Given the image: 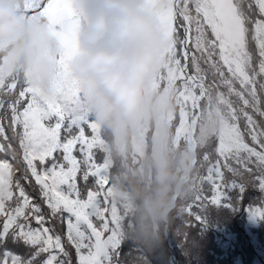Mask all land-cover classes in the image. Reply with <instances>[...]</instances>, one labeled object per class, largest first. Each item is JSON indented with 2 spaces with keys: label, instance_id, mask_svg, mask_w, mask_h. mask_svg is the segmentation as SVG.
I'll list each match as a JSON object with an SVG mask.
<instances>
[{
  "label": "snow or ice",
  "instance_id": "obj_1",
  "mask_svg": "<svg viewBox=\"0 0 264 264\" xmlns=\"http://www.w3.org/2000/svg\"><path fill=\"white\" fill-rule=\"evenodd\" d=\"M29 3L26 14L67 22L74 36L71 0ZM158 18L168 41L158 83L183 101L178 124L213 102L222 115L185 214L203 223L253 188L248 210L264 218V0H168ZM61 65L51 97L20 76L0 83V264H130L96 125L76 114Z\"/></svg>",
  "mask_w": 264,
  "mask_h": 264
},
{
  "label": "clouds",
  "instance_id": "obj_2",
  "mask_svg": "<svg viewBox=\"0 0 264 264\" xmlns=\"http://www.w3.org/2000/svg\"><path fill=\"white\" fill-rule=\"evenodd\" d=\"M76 2L88 16L78 21L79 24L74 27V36L73 28L62 25L64 22L55 21L68 34L64 38L56 34L57 26H51L55 29L52 32L46 23L34 19L25 21V8L16 14L10 0H0V42L12 44L8 52L9 70L21 63V67L25 66L23 76L29 77L31 69L27 63L32 61L36 64L38 75L50 77L53 63L48 55L49 50L51 55H56L61 49L66 70L71 66L81 80L78 88L82 93L84 91L81 84L84 81L89 101L94 106L99 121L121 127L125 123L138 124L141 105L147 103L143 97V88L159 63L167 45L166 38L156 20L137 7V0ZM28 6L31 5L27 0L26 7ZM22 15H25L24 19ZM76 43L79 44L78 52L72 54ZM206 107L208 105L190 123L178 124L175 119L178 114L166 121V142L161 147V152L168 170L147 185L148 189L158 194L157 209H146L140 202L128 207L127 198L124 200L126 209L122 236L126 243L130 244L133 240V232L150 229L149 215L154 229L161 232L159 252L152 249L149 253L151 264H181L179 254L186 249H195L200 260L211 256L209 264L215 258V250L221 253V264L236 261L240 264H252L263 258L264 218L248 210L261 195L255 189L249 188L243 201H237L234 209L210 208L203 223H198L185 214L184 206L195 194L194 180L199 172L196 161L200 150L212 142L222 120L221 112L214 102L209 106L211 115L207 114ZM208 120L210 129L205 132V136H210L200 141L197 137L198 128ZM149 128L151 145L153 135L162 137L166 125L161 124L159 129L153 126ZM142 134L143 130H140V135ZM101 137L105 139L104 135ZM176 159L180 161L178 166H175ZM128 184L131 185L132 182ZM183 187L188 190L187 194L183 192ZM233 199H236L235 195ZM225 221L235 229L230 227L228 232L224 231L222 222ZM223 232L226 233L223 235L224 239L233 232L240 236L228 246L231 248L236 245L238 250H232L228 254L223 251L218 244Z\"/></svg>",
  "mask_w": 264,
  "mask_h": 264
},
{
  "label": "rangeland",
  "instance_id": "obj_3",
  "mask_svg": "<svg viewBox=\"0 0 264 264\" xmlns=\"http://www.w3.org/2000/svg\"><path fill=\"white\" fill-rule=\"evenodd\" d=\"M26 1L27 0H10L16 14L20 13L26 7ZM167 5L168 0H137V7L156 20L165 38V33L160 26L158 13L163 11ZM71 6L76 12L78 21L82 19V17L88 16L87 12L78 6L76 0H71ZM30 19L46 23L50 28L51 26H57L56 31L62 37L66 38L68 36L60 27L65 24L70 26L67 22L59 26L55 20L41 13L27 14L25 21ZM78 24L79 23L75 24V26ZM51 30L53 32L55 29L51 28ZM3 43L4 42H0V83L11 80L15 72H17L19 76H22L20 75L21 63L12 66L11 70H9L8 52L12 44L10 43L9 46L4 49ZM77 46H79L78 43L73 46L72 54L78 52ZM167 46L168 41L153 75L143 88V97L147 103L141 105V119L139 123H125L122 127L117 125L115 126V131H113L111 125L102 123L97 119L95 108L89 101L88 91L85 88L84 81L81 84V88L84 91V93H82L78 88V84L81 82L80 78L74 73L71 66L68 67V78L70 81L74 82L75 89L77 90V98L74 102L76 114L91 117L93 122L97 120L95 121L97 141L101 149L100 153L97 154V159L100 160L103 158L107 165L108 178L112 183V198L120 206L123 218L126 209L124 200L131 196L133 192V187H131L128 182L136 181L144 185H150L153 179L163 175L168 170L165 158L162 157L161 152V147L166 142L164 136L168 128L166 121L171 120L176 114H179L183 110L184 105L171 85L158 83L159 69L163 63V57ZM206 112L210 114L209 106L206 107ZM220 117L222 118L221 114ZM209 120L204 122V126L200 125L198 128L197 137L200 141L205 137L208 139L210 136V134L205 136V132L210 129V126H208ZM185 123L186 122H183L182 124L184 125ZM161 124L166 125L165 131H162V137L153 135V142L150 145V139L148 137L150 132L149 127L153 126L159 129ZM140 130H143L142 135H140ZM102 135H104L105 139H102ZM129 142L130 144H127ZM179 163L180 161L176 159L175 166H178ZM183 192L185 194L188 193L186 187H183ZM222 223L224 231L226 232L229 231L230 227H233V225L227 221ZM223 240L230 242L233 238L230 235ZM215 252H217V250H215ZM210 257L211 256L205 260H200L195 249H186L179 254L181 264H188L189 261L191 264H209ZM210 264H220V259L214 258Z\"/></svg>",
  "mask_w": 264,
  "mask_h": 264
},
{
  "label": "trees",
  "instance_id": "obj_4",
  "mask_svg": "<svg viewBox=\"0 0 264 264\" xmlns=\"http://www.w3.org/2000/svg\"><path fill=\"white\" fill-rule=\"evenodd\" d=\"M48 55L50 56L53 63V71L50 77H46L43 75H38L36 71L35 62L29 61L27 65L30 67L31 74L29 77H24L22 73L20 77L26 79L30 86L38 90L42 95L45 96H54L56 94V84L59 79L60 72L62 70L61 60H64L63 52L59 51L56 55H51V50H49ZM19 76L17 72H15L14 76L11 78H15ZM113 131L115 130V126L111 125ZM133 187V192L131 196L127 198L126 205L129 207L135 203H142L144 207L149 210H156L158 207V194L153 192L152 190L147 188V185H144L139 182H132L130 185ZM171 219V216H170ZM172 220V219H171ZM211 224V222H210ZM150 229H140L133 232V240L130 244H127L126 252L131 251V257L129 258L130 264H151V258L149 253L152 249H154L157 253L159 252V248L161 247V232L158 229H154L153 221L151 220V216L149 215L148 222ZM224 235L226 233L223 232ZM223 234L221 237H223ZM231 237L233 240L238 239L240 236L237 233H231ZM231 244V243H230ZM238 250V249H237ZM221 259V253L217 250L215 252V259ZM221 264V263H220Z\"/></svg>",
  "mask_w": 264,
  "mask_h": 264
},
{
  "label": "crops",
  "instance_id": "obj_5",
  "mask_svg": "<svg viewBox=\"0 0 264 264\" xmlns=\"http://www.w3.org/2000/svg\"><path fill=\"white\" fill-rule=\"evenodd\" d=\"M69 28H71V29H72V26L70 25V26H69ZM56 34H57V35H60L59 33H56ZM61 37H62V36H61Z\"/></svg>",
  "mask_w": 264,
  "mask_h": 264
},
{
  "label": "water",
  "instance_id": "obj_6",
  "mask_svg": "<svg viewBox=\"0 0 264 264\" xmlns=\"http://www.w3.org/2000/svg\"><path fill=\"white\" fill-rule=\"evenodd\" d=\"M24 13H25V12H24ZM21 17L24 19L25 15H22Z\"/></svg>",
  "mask_w": 264,
  "mask_h": 264
},
{
  "label": "bare ground",
  "instance_id": "obj_7",
  "mask_svg": "<svg viewBox=\"0 0 264 264\" xmlns=\"http://www.w3.org/2000/svg\"><path fill=\"white\" fill-rule=\"evenodd\" d=\"M30 4V3H29Z\"/></svg>",
  "mask_w": 264,
  "mask_h": 264
}]
</instances>
